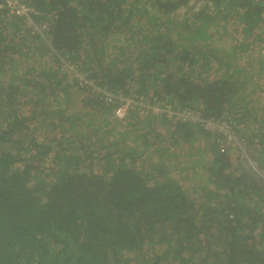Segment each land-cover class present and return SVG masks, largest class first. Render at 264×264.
<instances>
[{
	"label": "trees",
	"instance_id": "1",
	"mask_svg": "<svg viewBox=\"0 0 264 264\" xmlns=\"http://www.w3.org/2000/svg\"><path fill=\"white\" fill-rule=\"evenodd\" d=\"M16 1L0 264H264V0Z\"/></svg>",
	"mask_w": 264,
	"mask_h": 264
},
{
	"label": "built area",
	"instance_id": "2",
	"mask_svg": "<svg viewBox=\"0 0 264 264\" xmlns=\"http://www.w3.org/2000/svg\"><path fill=\"white\" fill-rule=\"evenodd\" d=\"M11 1V0H9ZM11 3L14 5V8L13 9H16L17 8V12L18 13H27V8L18 3L16 0H14V2L11 1ZM132 102V100L128 97H121L120 98V101H119V105L117 106L116 110H115V114L117 117L119 118H123L125 117L126 113H127V109H128V106L130 105V103ZM214 121L210 122V120L207 122V125H210L212 124ZM224 124H226V128H225V134L226 136L228 137L229 140H234L235 137H234V131H230L229 130V127L228 124L226 122H224ZM216 125V124H215ZM252 164V163H251ZM254 165V164H252Z\"/></svg>",
	"mask_w": 264,
	"mask_h": 264
},
{
	"label": "rangeland",
	"instance_id": "3",
	"mask_svg": "<svg viewBox=\"0 0 264 264\" xmlns=\"http://www.w3.org/2000/svg\"><path fill=\"white\" fill-rule=\"evenodd\" d=\"M7 2H8V4L9 5H13L12 3H11V1H9V0H7ZM71 76H76V77H78L79 79H84V76L82 75V74H80V73H73ZM183 114V113H182ZM183 115H186V114H183ZM188 115V114H187ZM194 115V113L191 115V116H193ZM209 121V120H208ZM207 121V122H208ZM210 122H212V120H210ZM217 125V124H216ZM208 127H210V129H212V130H217V132L218 131H220V132H222V134H223V136H226V134H225V128H226V124H224V122L222 121V122H220V124H218L217 125V127L216 128H213L214 126H215V122H213L212 124H210V125H207ZM229 126V125H228ZM229 130L230 131H232V129H231V127H229ZM248 161H249V163H252V164H254L255 166H256V162H254V159L253 158H250V157H248ZM196 176H197V178L195 179V181L192 183V185L193 184H195V186L198 184L197 182H199L200 180H202V177H203V173L201 172V171H199V172H196V174H195ZM144 250H146V249H143L142 251H144ZM141 251V252H142ZM149 253L151 252V251H149V250H147ZM127 257L129 258L128 259V262H129V264H133V255L132 254H129V255H127Z\"/></svg>",
	"mask_w": 264,
	"mask_h": 264
}]
</instances>
